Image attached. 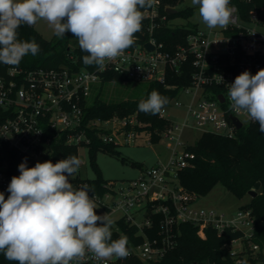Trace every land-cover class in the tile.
Segmentation results:
<instances>
[{"label": "built area", "instance_id": "obj_1", "mask_svg": "<svg viewBox=\"0 0 264 264\" xmlns=\"http://www.w3.org/2000/svg\"><path fill=\"white\" fill-rule=\"evenodd\" d=\"M162 6V0H158L153 8L143 10L145 25L141 32L145 40L136 39L123 55L106 62L103 72L70 66L25 68L8 65L0 71V117L3 118L0 122V192L7 198L11 178L20 175L18 166L25 159L28 167H34L38 161L55 163L54 143L89 148L96 140L116 146L135 142L140 131L136 115L87 117L86 108L95 82L114 73L127 80L158 82L176 88L167 83L169 73L191 70L189 84L181 87L177 96L159 113L162 119L169 121L161 138L174 142L169 162L144 167L139 177L128 181L127 191L115 190V183L109 181L102 196H90L95 204L109 209L108 212L103 210V214H110L116 206L103 198L119 192L122 200L116 203V208L122 216L118 220L136 226V234H142L143 241L130 243L124 259L113 257L98 262L88 255L79 264H112L117 260L122 264H129V260L153 264L173 245L171 233L179 222H192L201 230L212 227L219 233L228 229L242 231L241 237L225 243L234 258L233 264L245 260L249 252L256 253L260 249L252 240L255 217L251 209H239L227 217L216 210L195 208L197 195L180 183L179 172L193 165L196 158L181 139L188 117L204 132L231 138L239 130L233 117L242 127L255 123L246 114L231 109L228 85L246 70L255 75L264 68V22L257 9L244 18L239 8L231 4L233 15L227 28L196 27L188 33L185 43L167 50L157 33L171 24L172 13ZM147 42L154 46L152 50L145 47ZM190 94L194 97L187 106L185 121L175 123L167 116V108L182 106L179 97ZM155 214L163 215L162 238L151 239L145 229L153 226ZM118 220L113 223L112 233L120 232L126 237Z\"/></svg>", "mask_w": 264, "mask_h": 264}, {"label": "clouds", "instance_id": "obj_2", "mask_svg": "<svg viewBox=\"0 0 264 264\" xmlns=\"http://www.w3.org/2000/svg\"><path fill=\"white\" fill-rule=\"evenodd\" d=\"M158 0H0V64L18 67L21 60L40 51L35 39L22 40L19 29L45 21L57 38L73 34L86 68L97 72L123 55L142 31L144 11ZM201 21L209 28L231 23V0H191ZM220 81L223 82L222 77ZM231 109L244 113L264 132V68L255 75L244 71L228 85ZM169 103L153 90L138 110L159 114ZM81 166L77 156L56 163H20V175L0 192V254L16 264H79L91 255L98 262L128 256L127 238L112 239L109 214L98 215L90 188H76L70 181ZM237 264H247L246 260Z\"/></svg>", "mask_w": 264, "mask_h": 264}, {"label": "trees", "instance_id": "obj_3", "mask_svg": "<svg viewBox=\"0 0 264 264\" xmlns=\"http://www.w3.org/2000/svg\"><path fill=\"white\" fill-rule=\"evenodd\" d=\"M181 0H162V8H174ZM239 8L241 15L247 18L251 10L257 9L264 22V0H231ZM193 12L191 7L183 8L175 14L188 16ZM175 14H170L171 17ZM145 20L142 22L144 28ZM197 26H175L170 24L157 33L158 40L162 41L165 49L172 50L178 44L185 43L190 31ZM19 38L22 40L35 41L40 46V51L36 56L26 55L19 66L25 68L35 67H61L70 66L75 69L86 68L82 62V57L87 55L83 52L78 41L72 33L67 32L65 36L57 38L55 35L51 39L44 38L34 26H22L19 30ZM5 65L0 64V71L3 72ZM94 69V68H87ZM191 70L183 73H169L167 83L176 85V88L166 87L158 82H149L144 96L123 97L118 100H108L98 95L86 108L87 117L108 118L115 115L129 116L136 115L139 120L138 130H144L151 141H158L161 132L169 125V121L162 119L159 114H145L138 110L141 100L148 98L149 94L156 90L162 96L168 98L169 102L177 96L181 87L189 84ZM102 81H122L130 82L122 76L111 73L107 74ZM3 118L0 117V122ZM55 149L53 161L68 156L79 158V147L67 146L63 143H54ZM114 144H105L99 140L93 142L89 147L91 165L96 176L92 179L81 178L77 175L70 181L76 188L87 187L92 191L89 196H102L106 192L107 181L101 173L96 162V155L103 151L112 155H119ZM188 149L195 153L196 158L193 165L182 169L179 172L180 183L190 192L196 195L208 193L216 184H223L235 195L242 197L251 190L256 191L250 203L242 205L240 209H251L255 217V228L252 240L259 245V251L250 253L245 260L247 264H264V132L259 129L258 123L245 125L236 132L234 137H228L215 132H204L195 144L188 145ZM122 159H125L122 157ZM133 164L137 162L130 161ZM97 205V204H96ZM151 205V204H150ZM103 210L97 205L96 212L103 215ZM163 215L153 216V226L145 231L149 238H162L161 219ZM120 229L127 237V248L131 244H138L143 241L142 234L137 235V227L126 223L123 219L117 221ZM240 230H225L219 233L212 227H205L201 230L198 225L192 222H179L173 227L171 245L165 255L153 264H233L234 258L225 243L234 238L242 236ZM122 237L120 232L112 235L113 239ZM129 264H147L139 260H129ZM117 260L112 264H122ZM0 264H16L14 261L5 259L0 254Z\"/></svg>", "mask_w": 264, "mask_h": 264}, {"label": "rangeland", "instance_id": "obj_4", "mask_svg": "<svg viewBox=\"0 0 264 264\" xmlns=\"http://www.w3.org/2000/svg\"><path fill=\"white\" fill-rule=\"evenodd\" d=\"M186 7H191L193 12L188 16L175 14V16L170 18V23L183 27L196 25L197 27L207 29L208 27L201 21L198 15V6H193L191 0H181L174 9L179 11ZM34 27L46 39H51L54 36L53 30L45 21H39ZM148 84L149 82L146 81L130 80V82H122L100 80L93 84L89 102L92 103L98 95L110 101L123 97H142L146 92ZM193 97V94L181 95L179 101L182 103V106L167 108V116L175 123L184 122L187 116V106L192 102ZM203 133L204 129L197 127L194 120L188 117V123L181 132L182 142L188 145L195 144ZM173 145L174 142L164 137L158 141H151L150 136L142 130L139 131L135 142L116 147L119 155L100 151L96 155V162L102 176L107 181L115 183V190L118 191L122 188L127 191L128 181L139 177L144 167H152L158 163L167 164L173 152ZM122 157L125 159H122ZM79 159L81 160V166L70 179L77 175L84 179L94 178L96 173L91 165L89 148L86 146L79 148ZM130 161L137 162L138 164H133ZM191 193L196 194L195 192ZM251 199L250 193L239 197L228 190L223 184L218 183L208 193L197 195V200L193 206L198 209L216 210L227 217H231L242 205L250 203ZM103 200L117 207L116 203L122 200V195L119 192L112 193L108 198L104 197ZM116 207L109 214L113 223L122 216V212Z\"/></svg>", "mask_w": 264, "mask_h": 264}, {"label": "water", "instance_id": "obj_5", "mask_svg": "<svg viewBox=\"0 0 264 264\" xmlns=\"http://www.w3.org/2000/svg\"><path fill=\"white\" fill-rule=\"evenodd\" d=\"M168 11L170 13H172V14H175L177 12V10L174 9V8H168ZM136 37L140 41H144L145 40V36H144V34L142 32L136 33ZM145 47L147 49H149V50H152L154 46L151 43L147 42V43H145ZM233 120H234V122L236 124V127L238 129H240L242 127V123L240 121L236 120V118H234V117H233ZM249 193L252 194L253 196L256 195V191H253V190H251Z\"/></svg>", "mask_w": 264, "mask_h": 264}]
</instances>
